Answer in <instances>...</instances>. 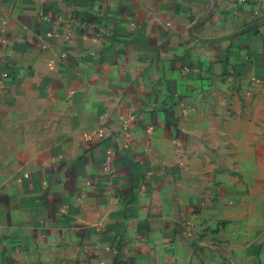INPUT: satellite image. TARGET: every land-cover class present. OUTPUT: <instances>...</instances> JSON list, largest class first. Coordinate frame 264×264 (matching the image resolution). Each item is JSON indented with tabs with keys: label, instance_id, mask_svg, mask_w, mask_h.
Instances as JSON below:
<instances>
[{
	"label": "crops",
	"instance_id": "obj_1",
	"mask_svg": "<svg viewBox=\"0 0 264 264\" xmlns=\"http://www.w3.org/2000/svg\"><path fill=\"white\" fill-rule=\"evenodd\" d=\"M0 264H264V0H0Z\"/></svg>",
	"mask_w": 264,
	"mask_h": 264
},
{
	"label": "built area",
	"instance_id": "obj_2",
	"mask_svg": "<svg viewBox=\"0 0 264 264\" xmlns=\"http://www.w3.org/2000/svg\"><path fill=\"white\" fill-rule=\"evenodd\" d=\"M1 76L6 77L7 73L4 72ZM130 135H131V130L127 126H124L120 136L125 143L129 142ZM83 137L85 140L88 141H94L95 139L106 141L109 138L114 141L117 140L116 136L114 134H111V132L103 126H93L84 129ZM114 155H115V149H114V145L111 143L108 145V148L105 150V157L103 160L104 170L108 172L109 175L114 174V169H113Z\"/></svg>",
	"mask_w": 264,
	"mask_h": 264
}]
</instances>
